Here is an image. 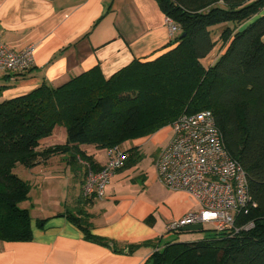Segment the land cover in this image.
Listing matches in <instances>:
<instances>
[{
  "label": "trees",
  "instance_id": "16d2710c",
  "mask_svg": "<svg viewBox=\"0 0 264 264\" xmlns=\"http://www.w3.org/2000/svg\"><path fill=\"white\" fill-rule=\"evenodd\" d=\"M156 2L178 31L169 43L173 47L155 59L132 60L109 78L95 66L59 86L43 83L12 98L2 99L0 86L1 241L31 238L30 213L20 205L30 184L14 172L18 164L30 168L65 154L69 163L81 158L99 170L82 145L120 146L181 114L206 109L229 155L244 169L254 205L236 215L232 229L210 226L212 234L203 238L173 239L143 264H264V0ZM219 42L222 53L205 65ZM57 125L65 129V142L41 148L40 140ZM125 151L124 163L141 159L136 147ZM63 214L85 238L116 245L91 233L88 214L77 202Z\"/></svg>",
  "mask_w": 264,
  "mask_h": 264
},
{
  "label": "crops",
  "instance_id": "0c3cea01",
  "mask_svg": "<svg viewBox=\"0 0 264 264\" xmlns=\"http://www.w3.org/2000/svg\"><path fill=\"white\" fill-rule=\"evenodd\" d=\"M165 18L156 0H0V41L14 50L34 47L29 69L0 70L2 99L28 93L43 83L59 86L95 66L109 78L132 60L155 59L173 47L169 43L175 34L169 35ZM222 51L219 42L205 65H211ZM172 123L126 141L123 149L136 147L141 159L124 163L101 199L82 195L81 158L72 164L65 154H57L24 168L30 190L21 203L24 206L20 205L29 210L31 238L0 240V264H143L153 251L172 241L174 233L167 231V223L199 208L186 192L165 187L156 176L154 160L172 136ZM65 139L66 132L51 145ZM148 144L153 150L143 147ZM81 150L93 163L105 164V149L82 145ZM54 157L60 159L57 164L50 162ZM65 186L66 194L61 192L65 199H58L49 211L39 206L37 202L52 201L55 191ZM76 202L88 214L91 233L116 245L85 238L66 218V206ZM129 244L139 245L129 251Z\"/></svg>",
  "mask_w": 264,
  "mask_h": 264
},
{
  "label": "built area",
  "instance_id": "2783aa9c",
  "mask_svg": "<svg viewBox=\"0 0 264 264\" xmlns=\"http://www.w3.org/2000/svg\"><path fill=\"white\" fill-rule=\"evenodd\" d=\"M168 33L173 36L178 27L165 18ZM33 45L12 49L0 41V70L23 72L33 62ZM172 136L154 160L157 179L171 190H181L199 205L180 219L170 220L166 229L177 232L190 224H211L218 231L230 230L235 217L254 205L249 194L247 175L241 165L225 148L213 113L200 110L181 114L171 124ZM106 162L94 170L87 161L82 195L86 199H101L112 175L120 169L127 157L118 145L106 148Z\"/></svg>",
  "mask_w": 264,
  "mask_h": 264
},
{
  "label": "rangeland",
  "instance_id": "374dc122",
  "mask_svg": "<svg viewBox=\"0 0 264 264\" xmlns=\"http://www.w3.org/2000/svg\"><path fill=\"white\" fill-rule=\"evenodd\" d=\"M64 132H65V129H64V127L63 126H61V125H57L56 127H55V129L53 130V133L50 135V136H48V137H43L41 140H40V146H49V145H51V144H53V143H57L56 141H59L60 140V138H61V136L62 135H64ZM46 143H47V145H46ZM127 144L128 143H126V142H123L120 146L123 148V147H126L127 146ZM144 148H147V149H149L150 151L151 150H153V148H151L150 147V145L148 144V147H145V146H143ZM147 154H148V156L147 157H149V152H147ZM57 156V155H56ZM68 156V155H67ZM66 156V157H67ZM56 157H54L52 160H50V162L52 161V162H55L56 164L59 162V161H57V160H60V159H58V157H57V159H55ZM156 158V157H155ZM49 159V158H48ZM147 159V158H146ZM146 163H147V160H146ZM59 165V164H58ZM62 165V164H61ZM69 168H68V170L67 171H71V169H70V166H68ZM152 168V167H151ZM24 170H26V169H24V167L22 166V165H20V164H18L17 165V167H15L14 168V172L17 174V175H19L20 177H22L23 179H25L26 177H25V173H24ZM151 171V170H150ZM57 181H58V179H57ZM56 181V182H57ZM56 184V183H55ZM65 190L67 191V189H66V186H65V188L64 187H60V189H57L56 191H55V193H54V195H53V198H52V201H50V202H48V201H43V200H41L40 202H37V203H39V206L42 208V209H44V210H46V211H49V209L51 208V206L53 207V203L54 204H56L57 203V201H58V199H60V201L61 200H63V199H65L64 198V196H62V193L61 192H64L65 194H66V192H65ZM54 192V191H53ZM34 193V192H33ZM35 195L36 194H33V195H31V197L33 198V197H35ZM50 200V199H49ZM67 200H69V199H67ZM56 202V203H55ZM23 204V203H22ZM21 204V205H22ZM58 204V203H57ZM67 204V203H66ZM66 204H61L60 205V207H63V205H66ZM68 205H70V204H68ZM22 206H24V205H22ZM56 206V205H55ZM65 207V206H64ZM63 207V208H64ZM67 207V206H66ZM210 225L211 224H204L203 225V231H188V232H179V233H174V239H177V240H180V241H194V240H197L198 239V237L200 236L201 238H203V237H205L206 235H209V234H212L210 231H207L209 228H210ZM211 229V228H210ZM182 239V240H181Z\"/></svg>",
  "mask_w": 264,
  "mask_h": 264
},
{
  "label": "water",
  "instance_id": "95a60500",
  "mask_svg": "<svg viewBox=\"0 0 264 264\" xmlns=\"http://www.w3.org/2000/svg\"><path fill=\"white\" fill-rule=\"evenodd\" d=\"M184 36H185V33L183 32L179 35V38L182 39ZM202 229H203L202 224L198 223V224L187 225L182 228V231H200Z\"/></svg>",
  "mask_w": 264,
  "mask_h": 264
}]
</instances>
